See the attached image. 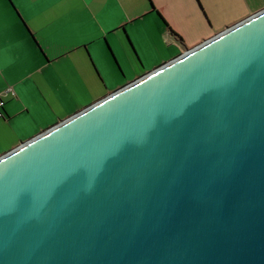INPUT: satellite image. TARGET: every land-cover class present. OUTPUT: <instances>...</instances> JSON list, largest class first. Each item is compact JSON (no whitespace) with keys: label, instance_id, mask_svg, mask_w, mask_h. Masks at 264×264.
<instances>
[{"label":"water","instance_id":"water-1","mask_svg":"<svg viewBox=\"0 0 264 264\" xmlns=\"http://www.w3.org/2000/svg\"><path fill=\"white\" fill-rule=\"evenodd\" d=\"M0 264H264V9L1 156Z\"/></svg>","mask_w":264,"mask_h":264},{"label":"crops","instance_id":"crops-1","mask_svg":"<svg viewBox=\"0 0 264 264\" xmlns=\"http://www.w3.org/2000/svg\"><path fill=\"white\" fill-rule=\"evenodd\" d=\"M263 9L264 0H0V157Z\"/></svg>","mask_w":264,"mask_h":264},{"label":"built area","instance_id":"built-area-1","mask_svg":"<svg viewBox=\"0 0 264 264\" xmlns=\"http://www.w3.org/2000/svg\"><path fill=\"white\" fill-rule=\"evenodd\" d=\"M3 105H4V103H3V101H2L1 98H0V118L2 117V112H1V110H2V108H3Z\"/></svg>","mask_w":264,"mask_h":264},{"label":"rangeland","instance_id":"rangeland-1","mask_svg":"<svg viewBox=\"0 0 264 264\" xmlns=\"http://www.w3.org/2000/svg\"><path fill=\"white\" fill-rule=\"evenodd\" d=\"M110 87V86H109Z\"/></svg>","mask_w":264,"mask_h":264}]
</instances>
